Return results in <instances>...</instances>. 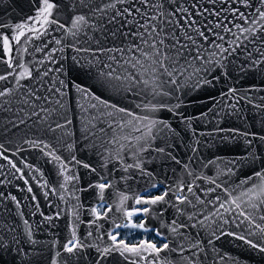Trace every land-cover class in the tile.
Instances as JSON below:
<instances>
[{
  "label": "snow or ice",
  "instance_id": "obj_1",
  "mask_svg": "<svg viewBox=\"0 0 264 264\" xmlns=\"http://www.w3.org/2000/svg\"><path fill=\"white\" fill-rule=\"evenodd\" d=\"M32 2L35 14L23 21L9 24L0 19V65L7 66L0 71V82L6 83L10 78L15 81L14 89L0 87V98L13 96L14 90L27 89L20 103L31 111L24 117L17 113L18 122L9 120V123L19 130L26 120L36 117L33 124L39 121L44 125L45 135L52 133V136L46 141L40 136L29 138L25 133L16 137L12 133L7 137L16 145L11 151L0 143V161L9 168L6 174L5 165L0 164V177H3L0 185L10 184L9 177L19 174L18 179L27 186L20 190L29 194L24 199L35 202L36 211L31 215L39 212L50 227H55L53 220L65 214L64 210L54 216L40 212L38 196L28 179L38 173V167L13 159L27 145L47 157L45 163H51L62 178L57 181L59 189L47 182L38 185L45 189L44 198L57 195L65 203L72 199L78 203L71 205L72 210L67 213L71 219L66 224L69 234L63 243L54 239L45 242L42 248L36 247L40 242L34 238L32 225L23 218V212H18V217L23 219L24 242L30 251L16 246L20 241L15 235L12 241L4 243V233L0 231V253L15 248L20 264H25V257L27 264H205L210 259L209 249L197 238L199 234H188L187 230L197 225L204 227L214 220L234 225L235 230H224L219 225L213 229L207 240L213 246L211 251H215L216 240L228 236L248 249L264 253V134L217 125L216 133L229 134L223 139L243 140V152L228 161L215 157L201 163L197 160L201 141L194 139L185 144L181 139L177 144L176 130L168 119L157 115L168 112L179 117L180 123L196 137L193 120L223 119L234 114L244 119L242 104H249L264 126V96L260 97V103H253L248 93L255 92V86L241 92L234 85L241 77L264 73V0ZM57 31L62 34L60 38L52 36ZM50 36V40L46 39ZM36 40L41 44L32 47L30 53L29 48ZM50 44L59 47L50 48ZM69 47L76 55L66 69L55 59V54ZM35 53H43V57L25 60V55ZM46 64L58 66L45 67ZM24 80L29 84H23ZM218 84L221 85L218 94L208 91ZM201 91L206 93L211 106L196 116H186L180 111L185 107L183 98ZM259 91L264 92V87ZM77 119L84 139L95 137L100 143H92L91 147L104 150L99 153L97 166L77 159L75 154L70 158L58 154L61 144L74 153V142L64 137L73 135L69 126L74 127ZM7 132L6 126L0 127V135ZM178 147H184L186 153L190 151L188 159L192 165L215 166L217 176L197 174L194 167L183 164V172L191 180L181 176L166 183V174L163 179H157L154 170H148L146 165L155 160L181 164L171 151ZM18 163L29 172L25 173ZM221 163L227 167L221 169ZM101 167L106 169L104 173L98 172ZM78 168L86 169L88 174L97 173L99 180L77 188L81 181ZM248 168L251 172L244 175L243 170ZM114 169L122 174L110 179ZM221 174L235 176L236 180L231 185L227 181L217 182ZM138 177H148L147 186L133 192L132 182L138 183ZM40 178L43 179L42 175ZM200 180L212 187L196 183ZM121 182L127 191L117 188ZM161 188L159 194L151 191ZM109 189L116 199L108 194ZM89 190H95L96 203L85 208L79 203L78 193ZM0 200H10L16 209L21 208V199L11 193L0 192ZM197 205L205 208L211 205V208L205 213ZM190 207L196 211L189 213ZM169 209L174 210L170 222L165 217ZM82 211L91 219L82 220ZM7 212L10 214L11 209ZM135 217L141 219L136 221ZM181 217L192 223H185ZM150 218L160 221L158 228L149 226ZM80 225L87 226L86 232H79ZM6 226L15 233L16 229L0 215V229ZM120 229L128 232L122 233ZM136 231L143 233L144 238L128 239ZM150 233L159 239H149ZM201 253L205 255L201 257ZM211 259L213 264H219L214 257ZM219 259L224 260L225 256ZM233 264H240L239 259L233 258Z\"/></svg>",
  "mask_w": 264,
  "mask_h": 264
},
{
  "label": "water",
  "instance_id": "obj_2",
  "mask_svg": "<svg viewBox=\"0 0 264 264\" xmlns=\"http://www.w3.org/2000/svg\"><path fill=\"white\" fill-rule=\"evenodd\" d=\"M35 14V8L32 0H0V19L7 21L9 24L19 23L23 21L28 15ZM60 32L52 33V36L56 38L61 37ZM51 39V36L46 38ZM41 41L36 40L32 42V46L29 48V52H32V47L35 45H40ZM49 47H59L54 44H50ZM251 47V45H249ZM47 51V49H46ZM255 54V53H254ZM76 53L72 51V49L66 48L63 53L57 51L55 54V59L65 66V68H69L73 61L72 57L75 56ZM81 55H86L81 53ZM43 57V53H35L34 55L28 54L25 55V60L34 61L35 59H40ZM243 56L238 57L242 59ZM56 67L58 65H45ZM6 65H0V71L6 69ZM235 75V74H234ZM23 84L28 85L29 81H22ZM233 83L232 81L229 82ZM235 87L239 88L241 92H244L249 86H255L257 89L253 93H248V95L252 96L253 103H260V97L264 96V92L259 91L261 87H264V73L260 75H248L247 77H241L238 80L234 81ZM0 87L7 88H15V81L9 79L8 82H0ZM221 89V85H217L215 89H209V92H213L218 94ZM27 91V89H19L14 90L13 96L0 98V127L6 126L8 128V132L0 135V143H4L5 147L9 148L10 151L14 150L16 145L12 144L8 140V136H11L12 133L16 134V137H23L25 133H27L29 138H35L37 136L43 137L46 141L52 136V133H47L42 130L44 125L40 124L37 121L36 124H33V121H36V117H32V120H26L24 125L19 126V130L12 128V125L9 123V120H14L18 122L17 113H19V117H24L26 112H30L31 109L24 106L20 103V98L22 97L23 92ZM26 98V97H24ZM185 100V107L181 108L180 111L184 112L186 116H196L202 110H206L209 106H211V102L207 100L206 93L201 91L199 93H191L187 97L183 98ZM175 103V101H173ZM244 109L242 115L244 119H239L235 114L231 116H224L223 119H206V120H193L192 127L196 130L197 136L193 137L192 131L188 129L184 124L180 123L179 117L172 116L171 113L161 112L157 115L168 119L171 123L172 127L176 130L177 136V144L180 143V140L183 139L185 144L192 143L194 139H199L201 141L199 146V155L197 156V160L201 163L208 159H213L215 157L222 158L223 161L231 160L234 157H237L242 154L244 149V144L242 139H237L235 141L223 139V137L229 135L228 133H216L214 130L217 125L220 128H240L247 129L251 132H256L259 134H264V126H261L259 122V116L255 109L252 108L249 104H242ZM73 110L76 109L75 101L72 103ZM11 109V111H9ZM21 109H24L21 111ZM43 115V114H42ZM29 125L31 127L29 128ZM74 127L69 126L73 135L65 136L64 140L74 142V153H70L67 149L61 144L58 145L60 151L58 154H62L63 156H67L70 158L72 154L77 156V159H80L84 162H88L93 164V166H97L100 162L99 153L103 152L102 148H93L91 147L92 143H96L99 145V141L95 137H89V139H84V133L81 129L79 120L74 121ZM200 133H204L203 136L199 135ZM15 139V137H14ZM160 143V141H157ZM26 149L23 152L17 154L13 159L15 161L23 160L25 162L33 164V166L38 167V173H33L32 176H29L28 179L31 182L32 187L34 188L35 194L38 196V203L40 204V212H43L45 215L54 216L58 211L64 210L65 214H62L60 219L53 220L52 224L55 227H50L48 222H44L39 212L36 215H31L32 212L36 211L34 207V203L30 199H24V197L29 194L26 191H21V188H26L27 186L23 185V182L18 179L19 174H16L14 177L10 176L9 179L11 183H5L4 185H0V192L5 194H13L21 199V208L16 209L14 204L10 200H0V215L4 216V219L8 222V224L12 225L16 231L15 233L11 232V230L6 226L3 229H0L4 233V243H9L12 241L13 235H15L16 239L20 241L17 247H23L26 250H29V245L25 243V235L23 228V219L19 218L17 213L23 212L24 219H28L30 224L32 225V231L34 234V238L40 242L36 247H43L45 242L51 240H57L60 243H63L65 239L68 237L69 228L66 226L68 221L71 219L70 215L67 213L71 212V205H76L78 202L74 199L68 200L67 203L61 201L57 195H49L47 199L44 198L43 192L45 189H41L38 185L42 183H49L50 186H54L59 189V181L60 177L57 176L56 169L53 167L51 163H45L48 159L47 157H43L41 153L37 150H33L28 148L27 145H24ZM174 155H176L177 159L182 161L181 164H175L174 162L168 161L163 162L160 160H155L146 165L148 170L153 171L154 175L157 179H163L166 174L168 179L166 183H172L174 180L183 176L185 180H191L192 177L187 176L186 173L183 172V164H189L194 167L197 174L203 173L206 176L216 177L217 176V168L215 166H211L209 168H202L200 163H196L192 165V162L189 161L188 156L191 155L190 151L186 153L184 147H178L171 149ZM106 155V153H105ZM147 155V153L145 154ZM155 153H153V156ZM0 164H4V172L7 174L9 172V168L6 165V162L0 161ZM18 166L23 169L25 173L29 172V169L23 168L22 163H18ZM109 168H113V164L108 165ZM227 167L226 163H221L220 168L224 169ZM115 168L118 169L119 165H115ZM175 170V173L174 171ZM78 174L81 177L80 183L77 185V188L85 187L88 181H92L93 183L99 180V175L97 173L88 174L86 169L78 168L76 169ZM106 169L98 168V172L104 173ZM244 175H247L251 172V169L243 170ZM122 173L120 171L113 170V173L109 176V178L119 177ZM43 177L41 179L40 177ZM35 177V178H33ZM3 179V177H0ZM148 177L139 178V182H132V191L138 192L146 187V181H148ZM236 180L235 176L229 177L227 175H219L218 181L223 183L227 181L229 185L231 182ZM196 183L203 185V187H212L208 185L204 180L197 181ZM117 188L122 191H127L123 183H118ZM152 189L151 191H153ZM60 192H63L61 189ZM219 192V190H218ZM108 194H112L111 198L116 199L115 194L112 189L108 190ZM221 196L223 193H219ZM79 203L83 204L85 208H88L96 203L95 190H89L87 192H79ZM202 198H205L202 196ZM194 199V197H193ZM67 200V197H66ZM128 204L131 205L132 201L129 200ZM160 207V206H157ZM197 209H200L202 212H207L211 205H208L205 208L203 205H197ZM7 209H11V213L8 214ZM196 209L189 208L188 212H195ZM174 215V210L169 209L168 212L165 213V217L168 222L171 221ZM81 219L88 220L91 219L90 216L87 215L86 211L81 212ZM180 219L184 220L185 223H192V221H188L186 217H181ZM197 219H202V216H197ZM230 219V218H229ZM101 223H104L103 221ZM149 226H156L157 228L160 225V221L155 218H150L148 221ZM219 225L220 228L224 230H235V226L231 224H223L219 220H214L210 224H206L204 227L197 225L196 228H189L187 230L188 234H199L198 239L201 240L202 245L209 249L207 252V256L210 257L205 264H213L212 257L215 258L219 264H233V258L239 259L240 264H264V253H257L254 249H248L247 245H243L242 242L233 240L231 237L222 236L221 239L215 241V251H211L212 245L207 244V240L211 238V232L213 229H216ZM108 226V225H106ZM87 230L86 225H80L79 232L84 233ZM161 255H164L163 253ZM188 255V253H185ZM205 254L201 253V257ZM220 256H225L224 260H220ZM20 257L16 256L15 248H13L12 252L8 253H0V264H20ZM25 259V264H27V257ZM35 259V258H34Z\"/></svg>",
  "mask_w": 264,
  "mask_h": 264
},
{
  "label": "trees",
  "instance_id": "obj_3",
  "mask_svg": "<svg viewBox=\"0 0 264 264\" xmlns=\"http://www.w3.org/2000/svg\"><path fill=\"white\" fill-rule=\"evenodd\" d=\"M136 221H139L141 218L140 217H135L134 218ZM119 231H121L122 233H126L128 232V229H120ZM144 236L143 233L139 232V231H136L134 232L131 236L128 237V239L132 240V239H135V238H138V237H142ZM152 233L149 234L148 237H152Z\"/></svg>",
  "mask_w": 264,
  "mask_h": 264
},
{
  "label": "built area",
  "instance_id": "obj_4",
  "mask_svg": "<svg viewBox=\"0 0 264 264\" xmlns=\"http://www.w3.org/2000/svg\"><path fill=\"white\" fill-rule=\"evenodd\" d=\"M152 192H153L154 194H159L160 191H158V189H154ZM153 234H154V233H153ZM142 238H144V237H142ZM142 238H141V239H142ZM149 239H153V238H149ZM155 239L158 240L159 238H155ZM135 240H136V239H135ZM135 240H133V241H135Z\"/></svg>",
  "mask_w": 264,
  "mask_h": 264
},
{
  "label": "rangeland",
  "instance_id": "obj_5",
  "mask_svg": "<svg viewBox=\"0 0 264 264\" xmlns=\"http://www.w3.org/2000/svg\"><path fill=\"white\" fill-rule=\"evenodd\" d=\"M163 190V189H162ZM159 191H160V189H159ZM133 240V239H132Z\"/></svg>",
  "mask_w": 264,
  "mask_h": 264
}]
</instances>
